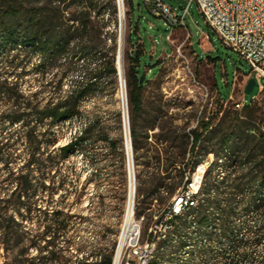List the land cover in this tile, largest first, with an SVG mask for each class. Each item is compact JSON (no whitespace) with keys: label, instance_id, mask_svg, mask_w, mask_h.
Instances as JSON below:
<instances>
[{"label":"trees","instance_id":"trees-1","mask_svg":"<svg viewBox=\"0 0 264 264\" xmlns=\"http://www.w3.org/2000/svg\"><path fill=\"white\" fill-rule=\"evenodd\" d=\"M129 5L133 7L132 2ZM117 14L116 0H0V163L7 170L0 182L6 185L0 186V246L5 252L1 264H89V258L95 260L93 264H113L115 229L102 233L100 245L87 254L70 235L73 215L62 207L43 210L36 197L47 192L52 199L65 185L75 183L65 174L59 173L57 180L50 177L72 154L97 148L100 141L108 142L114 150L119 148L121 142L112 141L95 117L64 145H57L56 130L62 122L82 116L84 100L96 92L105 75L118 78L117 34L106 31L110 18L118 26ZM137 32L136 25L132 35ZM105 39L112 44L108 46ZM96 49L100 50L96 68L86 64L83 75L64 91V79ZM143 54V44L132 49L126 71L137 164L140 144L147 139L143 131L156 127V119L146 128L139 126L149 82L141 69ZM29 55H36L37 61L27 68ZM32 72L43 84L38 91L26 93L21 82ZM54 72L53 79L46 80ZM48 87L49 97L40 100ZM226 118L231 122L228 129L211 137L219 136L221 149L210 151L215 159L205 172L197 206L192 207V213L175 216L168 223L149 264H264V126L250 127L238 114L231 117L225 113ZM213 120L201 123L190 134L165 133L164 140L171 148L178 142L179 151L166 150L170 163L163 169L158 166L143 182L146 187L138 190L143 204L151 205L155 198L164 203L176 193L185 176L168 183L172 171L179 158L186 157L190 136L189 150L194 152L203 132L213 129ZM19 146L24 147L26 158L16 173L10 164L18 159ZM154 159L162 162L159 152ZM104 202L102 199L101 204ZM136 213L140 216L143 210ZM36 217L37 228L28 229L25 222ZM73 246L81 257L71 254ZM33 248L39 255L29 257Z\"/></svg>","mask_w":264,"mask_h":264},{"label":"rangeland","instance_id":"rangeland-1","mask_svg":"<svg viewBox=\"0 0 264 264\" xmlns=\"http://www.w3.org/2000/svg\"><path fill=\"white\" fill-rule=\"evenodd\" d=\"M160 1L175 8L179 14L187 6L186 0ZM129 2H132L133 7L129 5ZM116 4L118 26L115 27L110 18L106 31L109 34H117L118 56L120 51L119 34L120 31L122 32L121 47L123 45L125 81H127L126 71L130 64L128 55L132 49L143 44L144 54L142 55L141 69L149 82L144 93L143 116L139 126L146 128L153 119H156V127L154 130L143 131L144 138L147 136V139H144L140 144L139 156L141 157L137 164L136 154L132 147L128 94L126 95L127 119L123 103L122 77L120 73L116 79H110L105 75L96 92L84 100L82 116L62 122L56 127L59 137L57 145L68 143L76 133L85 127L88 119L95 117L99 119L112 141L121 142L119 148L114 150L108 142L100 141L97 143V148L88 147L87 152L72 154L63 163L60 171L58 173L52 171L50 177L55 176V180H57L59 173L65 174L69 180L75 181V183L65 185V188L55 193L52 199L47 196V192H39L36 197L37 204L43 210L49 208L51 211L62 207L66 213L73 215L70 235L74 238L75 243L85 248L87 254L100 245V235L109 228L117 231V235L114 237L118 240L127 209L130 168L134 174L136 187V212L143 210L140 216L137 213L136 215L137 217L145 215L143 236L144 239L147 238V229L152 224H150V219L154 221L153 216L160 214L157 212L165 209L170 200L168 199L164 203L159 201L155 205L153 203L145 205L142 202L143 197L138 196V190L146 187L143 182L148 175L157 171L155 169L158 166L163 169L170 163L164 155L166 150L179 151L178 142L171 148V143L164 140L167 131L173 130L177 135L190 134L191 130L201 123L208 119H214L213 129L210 128L203 132L201 141L194 152L189 150L192 142L190 136L186 157L179 158V162L175 166L177 171L173 170V167L171 168L173 170L172 178H175L169 179L168 183H172L178 182L181 175L185 176L190 171L193 173L199 164L206 163L208 167L214 161L215 155L210 151H220L218 135L231 125L229 119H224L225 113L230 114L231 117L238 114L241 121L250 127L264 126L262 119L264 115V84L261 88L260 82L255 79L256 85L253 91L250 95H245V90L253 75L250 66L238 53L222 43L195 6H192L189 14L185 17L184 24L168 26L162 16L153 12L154 6L145 0H121L120 11L118 0H116ZM136 25L138 32L132 35V30ZM105 40L108 46L112 44L109 39ZM99 51L96 49L88 56L86 62L82 61L76 65L75 71L63 81L64 91L71 87L74 80L83 75L86 64L91 69L96 68L100 57ZM36 61V55H29V64L26 67H32V63H36ZM54 74L55 72L48 74L46 80L51 81ZM21 83L26 93L38 91L40 85L43 84L40 76L34 72L25 75ZM50 90L48 87L44 93L39 95V99H47ZM237 103L240 104L239 108L236 106ZM248 103L250 106L246 107L245 105ZM1 108L2 105H0ZM218 110H222V112L216 115ZM219 128L220 130H216ZM216 133L217 137L214 136L215 138L211 139ZM126 134L131 142L130 150L128 144L130 142H128ZM158 152L162 158L160 164L154 159ZM16 153L18 159L10 164V167L17 173L21 170L26 158L24 147L19 146ZM222 159L224 160V157ZM6 175L7 170L0 163V182ZM49 183L48 178L46 184L49 185ZM0 186L6 187L4 183H1ZM10 188L11 186H9ZM0 195L3 196L1 189ZM102 199L105 201L104 204H101ZM123 199L125 200L123 201ZM39 213L40 211L36 212L38 217ZM36 221L37 217L25 224L28 229L35 230L37 228ZM76 249V246L71 247V254L78 255ZM28 255L35 257L39 253L33 248L29 249ZM4 261L5 252L0 246V264ZM94 261L92 258L88 260L89 264H93Z\"/></svg>","mask_w":264,"mask_h":264},{"label":"built area","instance_id":"built-area-1","mask_svg":"<svg viewBox=\"0 0 264 264\" xmlns=\"http://www.w3.org/2000/svg\"><path fill=\"white\" fill-rule=\"evenodd\" d=\"M154 6L153 12L162 16L168 26L184 24L185 17L195 6L207 24L215 31L222 43L238 53L251 68L252 77L264 84V0H186L187 6L179 14L175 8L158 4L156 0H145ZM120 11V2L118 0ZM237 108L240 104L237 103ZM127 138V134L125 135ZM192 137V136H191ZM193 139V137H192ZM128 147V146H127ZM131 148V145H130ZM213 154V153H212ZM130 160V159H129ZM206 164V163H205ZM200 167L195 174H186L183 184L171 195L169 204L158 215L153 216L151 226L144 239V225L135 224L134 174L130 168L129 195L126 214H124L123 237L116 245L113 264H146L152 256L154 241L160 237L165 226L173 217V209L181 201H189L196 196ZM133 175V194L131 180ZM158 198L153 199V205ZM149 210V209H148ZM143 217L145 215L143 214Z\"/></svg>","mask_w":264,"mask_h":264},{"label":"bare ground","instance_id":"bare-ground-1","mask_svg":"<svg viewBox=\"0 0 264 264\" xmlns=\"http://www.w3.org/2000/svg\"><path fill=\"white\" fill-rule=\"evenodd\" d=\"M120 2V6H121V0H119ZM158 4H165L164 2L158 0ZM121 43L123 42V38L121 39ZM120 51H119V56H118V70H119V73L122 77V97H123V103H124V107H125V113H126V119H127V112H126V91H125V80H124V74H125V60H124V50H123V45L122 47L120 46ZM128 104V102H127ZM127 133H128V129H127ZM127 138H128V142H130L129 140V136L127 134ZM129 145L131 144L128 143ZM129 150H130V147H129ZM197 167H200V171H199V180H197V185H196V196H194L193 199H190L189 201H181L176 208L173 209V217L170 219V221L175 218V216H179V215H182V214H186V213H192L191 209L192 207H195L197 206L198 204V196L200 194V191H201V187H202V183H203V179H204V175H205V172L207 170V164H204V163H201L199 164ZM194 171V170H193ZM196 170L192 173V174H195ZM190 174V173H189ZM135 185V183H134ZM133 194V175H132V180H131V195ZM126 214V213H125ZM145 220V217L141 216V217H137L136 215V210H135V224H138V225H143V221ZM169 221V222H170ZM168 222V223H169ZM123 227H124V219H123V224H122V227H121V231H120V234L118 236V240H117V244L120 243V237H123ZM166 228H169V226H165ZM172 227V226H170ZM164 230V229H163ZM160 240V238L156 239L154 241V245L152 246V255L155 253V251L157 250L158 248V241ZM146 264H149V260L148 262H146Z\"/></svg>","mask_w":264,"mask_h":264},{"label":"water","instance_id":"water-1","mask_svg":"<svg viewBox=\"0 0 264 264\" xmlns=\"http://www.w3.org/2000/svg\"><path fill=\"white\" fill-rule=\"evenodd\" d=\"M120 27L122 28V23L120 21ZM121 39H122V32L120 31V34H119V48L121 46ZM256 85V80L255 78H251V80L249 81L248 85H247V88L245 90V95H250L251 92L253 91V88L255 87ZM125 93L127 95V87H126V81H125Z\"/></svg>","mask_w":264,"mask_h":264}]
</instances>
